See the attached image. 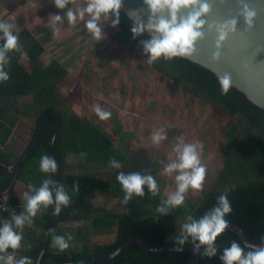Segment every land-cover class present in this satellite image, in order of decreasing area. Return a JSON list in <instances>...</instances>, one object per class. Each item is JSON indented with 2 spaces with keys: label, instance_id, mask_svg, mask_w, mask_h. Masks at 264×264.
I'll use <instances>...</instances> for the list:
<instances>
[{
  "label": "trees",
  "instance_id": "trees-1",
  "mask_svg": "<svg viewBox=\"0 0 264 264\" xmlns=\"http://www.w3.org/2000/svg\"><path fill=\"white\" fill-rule=\"evenodd\" d=\"M113 26L116 27L113 38L118 44L137 49L147 58L143 51V41L150 38L144 32L136 35L132 33L134 21L119 10V23ZM18 37L21 50L26 55L10 51L6 66L8 79L0 81V191H7L13 183L14 173L8 167L15 168L28 152L19 169L16 184L10 191L11 202L19 207V211L23 210L21 195L28 191L29 182L38 186L45 177H54V173L40 171L39 160L42 154L51 156L50 142L56 123L53 115H48L42 124L41 120L45 114L56 112L59 125L53 151L60 168L57 181L70 194L68 206L62 207L60 213L56 214L39 264L94 263L107 258L130 239L141 240L151 247L178 246L175 238L180 227L174 225L177 210L169 208L164 214L156 211L161 199L166 197L160 188L156 195H152L145 186L143 196L133 195L124 204L128 212L121 216L94 207L92 195L95 192L106 191L111 199L119 202L123 198L121 185L116 179L119 170L108 166L110 158L119 160L121 167L127 169L124 172L146 173L132 164L92 119L75 113L64 119L60 106L64 105L66 98L57 95V88L67 75L66 70L56 60L44 65L40 57L45 49L29 32L23 31ZM24 59L29 61L28 68L22 67ZM152 65L164 78L180 85L186 93L208 102L217 113L230 119L224 133V160L216 177L215 189L205 191V196L190 207V216L200 217L217 203L220 194L225 193L232 207V211L225 217L228 225L239 228L248 241L264 243V109L253 104L231 85L227 92H222L219 77L214 72L181 56L170 59L161 57ZM23 95L31 98L27 107L36 108L34 123L27 124L31 134L18 127L14 131L19 119L14 113H19L18 100ZM40 124L38 142L30 151L37 139ZM18 137L22 140L21 144L25 145L20 154L12 147ZM70 155L83 157L86 162L103 168L109 176L101 178L96 173H65L66 158ZM74 184L77 186L76 191L72 189ZM53 208L54 205L42 210L34 217L31 226L24 227L22 246L17 250V257L27 255L32 264L36 263L45 231L54 213ZM84 221H90L98 234H114V240L107 243H85L78 250L66 248L61 251L53 247V234L67 236L66 232L59 230V225ZM233 240L242 244L235 233L222 232L216 238L217 253L212 257L202 254L204 246L198 251H150L139 245H130L103 264H222L219 259L222 249ZM188 246L192 245L186 243L182 247Z\"/></svg>",
  "mask_w": 264,
  "mask_h": 264
},
{
  "label": "rangeland",
  "instance_id": "rangeland-1",
  "mask_svg": "<svg viewBox=\"0 0 264 264\" xmlns=\"http://www.w3.org/2000/svg\"><path fill=\"white\" fill-rule=\"evenodd\" d=\"M86 2L72 0L65 9H58L53 0H0V16H8L16 34L29 31L39 41L45 49V66L56 60L66 70L67 75L57 88V95L66 98L60 106L64 119L72 113L92 119L132 164L156 179L165 195L174 192L176 187L175 173L169 176L163 172L164 166L175 158L172 146L178 141L200 143L205 178L201 189L189 188L184 194V203L175 207L174 225L180 227L191 215L190 207L205 196V191L215 189L224 160V133L230 119L164 78L137 49L118 44L113 38L116 27L109 19L102 21L103 35L99 40L92 37L83 21L69 24L63 18L62 23L52 26L53 14L64 17L68 7L74 10ZM30 101L28 95L19 97V113H14L19 117L15 129L31 132L27 124L34 123L37 116L34 115L36 108L27 107ZM97 106L109 110L111 116L99 119L94 111ZM160 127L164 128L167 138L153 144L150 133ZM20 137L12 143L19 154L25 146ZM64 172L109 176L103 168L71 155L66 158ZM92 201L95 208H103L114 216L128 212L124 204L111 199L106 191L95 192ZM59 228L72 236L69 250H78L85 243L111 242L115 238L114 234L96 233L90 221L61 224Z\"/></svg>",
  "mask_w": 264,
  "mask_h": 264
},
{
  "label": "clouds",
  "instance_id": "clouds-1",
  "mask_svg": "<svg viewBox=\"0 0 264 264\" xmlns=\"http://www.w3.org/2000/svg\"><path fill=\"white\" fill-rule=\"evenodd\" d=\"M58 9H65L72 4V0H53ZM150 10L148 23L145 25L137 21L131 28L134 35L144 31L153 32L154 35L143 41V51L147 55L149 64L158 58L170 59L177 56H186L193 52L194 42L203 33L200 31L204 20L201 15L208 11L206 0H144ZM122 0H87V2L74 10L68 7L64 13H56L51 16V24L55 28L58 23L66 18L69 24H75L78 20L83 21L84 27L96 40L102 38L103 20H108L111 15V24L119 23V9ZM192 9L187 15H178L182 9ZM166 13V15H165ZM246 15L250 17L251 11L246 10ZM87 17V18H86ZM234 21H229L226 27L230 30ZM225 32L221 30L220 38L223 39ZM0 81L8 79L6 66L9 63L10 51H19L21 55H26L21 49L19 37L14 31V25L9 20L0 19ZM222 92H227L230 87V78L226 74L219 78ZM96 115L101 120H106L111 116L109 110L97 106L94 109ZM153 144H159L167 138V133L163 127L150 133ZM173 159L168 162L163 172L171 176L175 173V191L168 194L157 205L156 211L160 214L167 213L169 208H175L184 203V194L189 189H201L205 178L206 168L201 162V145L197 142L178 141L172 146ZM108 166L120 169L121 162L115 158H110ZM57 161L55 157L42 154L39 160V169L43 173H55L57 171ZM116 179L123 191L122 204H127L133 195L143 196L145 186L152 195H156L160 189L156 179L141 172L119 171ZM77 186L73 185V191ZM28 191L22 194V211L13 213L9 218L0 223V264H32V260L27 255L17 257L16 249H19L23 240V229L25 226L33 224L34 217L39 212L54 205V214H59L62 207L68 206L70 194L62 183L47 176L41 180L39 185L31 182L27 184ZM6 199V198H5ZM232 211L229 199L225 193L217 197V203L208 209L198 218L187 217L180 226L179 234L176 236V243L179 247L186 243L191 244L194 249L203 245L202 254L212 257L217 253L215 244L216 238L224 232L228 225L225 217ZM71 234L52 235L53 247L64 250L69 247ZM246 248L248 250H246ZM13 251H9V250ZM219 259L222 264H264V243L242 246L236 240L231 241L229 246L222 249Z\"/></svg>",
  "mask_w": 264,
  "mask_h": 264
},
{
  "label": "water",
  "instance_id": "water-1",
  "mask_svg": "<svg viewBox=\"0 0 264 264\" xmlns=\"http://www.w3.org/2000/svg\"><path fill=\"white\" fill-rule=\"evenodd\" d=\"M206 2L209 6L208 11L200 17V19L204 20V24L200 29L203 35L194 42L193 52L181 57L208 68L219 78L227 74L230 78L231 86L242 92L253 104L264 109V0H206ZM119 10L135 23L139 21L145 25L151 15L149 7L144 0H122ZM191 10L190 8L182 9L178 15H187ZM246 10L252 12L250 17L246 15ZM229 21H234L230 30L226 27ZM221 30L225 32L223 39L220 38ZM144 33L149 38L154 35L153 32L147 30ZM48 115H53L56 120L55 130L50 142V153L51 156L55 157L53 144L58 130L59 115L56 112H49L44 115L41 124ZM41 124L39 125L37 139L30 151L38 142ZM28 153L12 169L14 173L13 183L4 192L10 193L14 188L19 169L25 162ZM57 165V171L53 177V180L56 181L60 173L58 162ZM55 217L56 214L53 213L49 226L45 231L43 245L35 264L40 263L41 257L46 250ZM4 220L5 216L0 212V223ZM224 231L235 233L245 247L260 245L248 241L242 231L236 226L227 225ZM130 245H139L150 251H198L203 247L201 245L196 249L193 246L158 248L151 247L138 239H130L107 258L90 264H103L112 260Z\"/></svg>",
  "mask_w": 264,
  "mask_h": 264
},
{
  "label": "built area",
  "instance_id": "built-area-1",
  "mask_svg": "<svg viewBox=\"0 0 264 264\" xmlns=\"http://www.w3.org/2000/svg\"><path fill=\"white\" fill-rule=\"evenodd\" d=\"M0 212L5 214L7 218H9L13 213L19 212V207L12 204L11 196L10 193L8 192L0 191ZM17 250L18 249L14 250L16 256H17ZM9 251H13V250L10 249Z\"/></svg>",
  "mask_w": 264,
  "mask_h": 264
},
{
  "label": "crops",
  "instance_id": "crops-1",
  "mask_svg": "<svg viewBox=\"0 0 264 264\" xmlns=\"http://www.w3.org/2000/svg\"><path fill=\"white\" fill-rule=\"evenodd\" d=\"M6 18V20H9L8 19V16L6 17V16H0V19H5ZM27 32H29V31H27ZM30 33V32H29ZM18 34H20V33H18ZM17 34V35H18ZM31 34V33H30ZM35 38V37H34ZM37 40V39H36ZM39 42V41H38ZM41 45V44H40ZM42 46V45H41ZM44 54L45 53H43V55L40 57V59H41V61L43 62V56H44ZM44 63V62H43ZM21 64H22V67H25V68H28L29 67V61H28V59H24L22 62H21ZM61 65V64H60ZM62 66V65H61ZM28 130H29V128H28ZM14 131H15V128H14ZM27 132H29V131H27ZM121 153H123V152H121ZM124 155V154H123ZM128 159V158H127ZM135 165V164H134ZM140 169V168H139ZM8 170H10V171H12V167H8ZM141 171H143V170H141ZM148 175V174H147ZM164 193V192H163ZM164 195H165V193H164ZM22 196V195H21ZM165 196H167V195H165ZM4 216H5V219H7V217H6V215L4 214ZM59 230L61 231V229L59 228Z\"/></svg>",
  "mask_w": 264,
  "mask_h": 264
}]
</instances>
